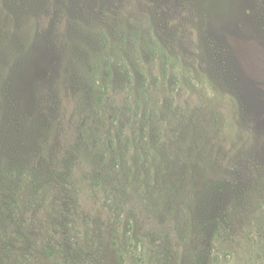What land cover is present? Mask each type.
<instances>
[{"label": "rangeland", "instance_id": "1", "mask_svg": "<svg viewBox=\"0 0 264 264\" xmlns=\"http://www.w3.org/2000/svg\"><path fill=\"white\" fill-rule=\"evenodd\" d=\"M0 264H264V0H0Z\"/></svg>", "mask_w": 264, "mask_h": 264}]
</instances>
